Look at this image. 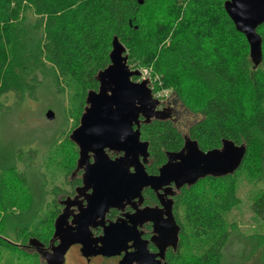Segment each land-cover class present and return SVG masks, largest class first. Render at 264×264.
<instances>
[{
    "label": "trees",
    "instance_id": "trees-1",
    "mask_svg": "<svg viewBox=\"0 0 264 264\" xmlns=\"http://www.w3.org/2000/svg\"><path fill=\"white\" fill-rule=\"evenodd\" d=\"M141 1L142 4L137 0H0V56L5 45H12L11 51L16 54H12L7 67L0 64V115L4 94L12 92L22 100L38 86L36 77L48 70L51 75L45 79L52 87L72 83L80 87L83 105L86 92L98 87L94 77L108 65L110 43L116 36L126 47L128 63H137L139 69L150 68L151 77H159L153 88H171V101L175 99L192 113L189 134L203 152L219 148L223 140L246 145L242 164L232 176L200 180L178 198V203L185 204L184 225L191 235L186 240L183 263L226 264L223 249L230 240L226 218L237 208V203H231L233 180L252 152L251 168L258 180L264 172V72L255 76L253 84L246 80L251 67L249 48L224 12L227 0ZM21 6L31 7L38 16L34 24L42 33L38 41H30L22 30L18 21ZM7 9L11 10L10 17ZM262 25L257 33L262 40L260 64L264 65ZM180 76L201 94L196 103L185 100ZM80 112L81 108L72 129ZM239 131L246 132L242 138L236 135ZM140 140L149 143L148 153L153 160L149 169L153 173L164 162L165 152H175L182 143L171 125L157 121L141 126ZM2 154L0 149V249L3 254L9 252L24 259L29 256L32 263L41 264L36 254L20 252L17 245L9 243L14 232L15 239L25 241L31 235L26 234L29 229L25 227L38 217L34 205L39 204L32 195L35 186L25 176L17 186L7 182L3 171L13 169L15 159L13 152L7 157ZM199 183H212L213 188L205 189ZM253 197L249 209L264 230V188ZM55 215L49 219L51 228ZM14 219L17 223L11 232L9 225ZM22 235L25 236L21 238ZM238 240L235 237L234 242L240 245L235 248L239 250L235 256L230 255L244 264L248 251Z\"/></svg>",
    "mask_w": 264,
    "mask_h": 264
},
{
    "label": "water",
    "instance_id": "water-1",
    "mask_svg": "<svg viewBox=\"0 0 264 264\" xmlns=\"http://www.w3.org/2000/svg\"><path fill=\"white\" fill-rule=\"evenodd\" d=\"M137 2L142 4L141 0ZM223 9L235 30L244 36L251 63L257 67L262 61V40L257 28L264 23V0H227ZM127 62L126 47L114 36L108 65L94 77L98 87L86 92L78 126L68 136L78 149L75 173L83 170L82 187L77 192L91 189L92 194L86 209L70 224L66 208L54 219L52 239L56 238L58 245L50 251L36 240L27 242V247L34 248L28 254H36L41 264H63L70 245L82 242L84 233L88 234L89 226L94 225L90 216H101L108 206L117 207L135 198L140 201L141 191L146 188L157 194L171 184L176 190L189 189L206 178L232 176L242 164L247 149L244 143L223 140L219 148L203 152L195 140L184 137L182 149L166 153V163L158 169V174L149 176L144 168L148 164L149 143L140 140V124L164 121L166 117L162 111H156L161 102L153 96L149 80L134 82L132 79L140 78L141 72L131 70ZM54 116L51 110L45 113L48 121ZM132 124L136 125V131L131 130ZM105 149L124 154L111 161ZM88 153H92V162ZM130 168L134 169L133 174L129 173ZM168 195L170 193L163 190V194H157V199L160 203H171L163 201ZM71 226L76 227L72 230ZM129 235L130 230L120 225L105 228L99 253L111 256L119 252ZM123 262L131 264L132 257L126 255Z\"/></svg>",
    "mask_w": 264,
    "mask_h": 264
},
{
    "label": "rangeland",
    "instance_id": "rangeland-1",
    "mask_svg": "<svg viewBox=\"0 0 264 264\" xmlns=\"http://www.w3.org/2000/svg\"><path fill=\"white\" fill-rule=\"evenodd\" d=\"M20 10L22 13L19 15L18 21L22 25V30L30 41H38L42 37L41 31L34 28L38 16L31 7L21 6ZM6 12L7 17H10L11 10L7 9ZM189 22H193V18L189 19ZM262 27L261 33H264V24ZM11 48L12 45H5V48H2L0 56L2 68L10 64L12 54L16 55L14 50L11 51ZM18 55H20V51H18ZM127 64L131 70L137 69L141 72L140 78L144 77V79L149 80V87L153 90L152 94L155 98L160 100L166 94L171 93V88L160 89V86L153 88V83H158L159 77H151L150 68L139 69L137 63L132 65L127 62ZM263 72V64L253 69L251 63V67H249L246 74V80L249 81L248 83L253 84L252 82L256 81L255 76ZM49 74L51 75L50 70L45 74H39L36 77L38 86L33 92H27L22 100H19L12 92L4 94L1 97L4 109L0 115L1 152L6 157L8 153L13 152L15 159V164H13L15 167H12L13 169L1 170V172H6V180L8 183H13V186H17L20 180L23 182V176H25L29 184L32 185L33 183L35 189L32 195L36 199L37 204H39L34 205V208L37 207L38 214L35 215L38 217L36 219L33 218L35 221L28 222V226L25 228L29 230H27L26 234L38 233L46 238L52 233L49 223L52 215L49 211L52 208H48L47 204L53 203L51 190L56 186L63 185L65 174L73 157L72 145L67 135L73 127L74 119L79 114L78 112L82 106L80 102L83 98V90L73 83L70 85H54L52 87V83L45 79V76ZM180 79L185 100L188 103H196L201 98V94L198 95V92L188 79L182 76H180ZM132 80L134 81V79ZM178 85L180 87V83ZM48 110L54 112L55 116L52 121H48L45 118V113ZM183 118L185 119L182 120V123H185L187 119L191 122L193 121L191 114H183ZM245 133L239 131L236 135L242 138ZM253 154V152L248 154L249 158L246 166L238 177L233 180L234 187L231 190V203H237V208L232 209L231 213L227 214L228 217L226 216L228 221L226 231L230 239L223 249V259L226 264H239L235 258H231V255H234L235 251L239 250V248L235 247L240 246L239 244L237 245L236 241V243L234 242L235 237L240 239L238 241L240 244H244L245 249L248 251L247 261L244 264H264V230L254 219L249 209L256 191L264 188V172L260 180H258L254 170L251 168L250 161ZM5 164H7L6 161ZM199 185L203 188L205 187V189L213 188L212 183H199ZM24 200L27 202L26 199ZM15 223H17L16 219L9 225L10 230ZM46 233H48V236H46ZM16 234V232L12 234L11 238L13 239L9 243L16 241ZM75 255L77 256V254ZM76 256L68 260V264H77ZM242 259L244 260V258ZM0 264L39 263H32L29 256L24 259L21 255L16 256L9 252H4L3 254L0 249Z\"/></svg>",
    "mask_w": 264,
    "mask_h": 264
},
{
    "label": "flooded vegetation",
    "instance_id": "flooded-vegetation-1",
    "mask_svg": "<svg viewBox=\"0 0 264 264\" xmlns=\"http://www.w3.org/2000/svg\"><path fill=\"white\" fill-rule=\"evenodd\" d=\"M170 96V94H166L163 100H160L161 104L156 109V111H162L166 119L164 121H154L171 125L179 133L182 143L175 152H165L164 162L156 168L154 173L149 169L153 163L152 158L149 157L148 164L144 166L149 176L158 174V169L166 163V153H177L182 149L184 137H189L193 140L188 129L192 122L187 119L185 123H182V120L185 119L183 118V114L192 115V113L175 99L171 101ZM84 106L85 103L83 102L80 115ZM142 119L140 117V121ZM192 120H194L193 115ZM143 125L140 124V128ZM77 126L78 123L73 129ZM136 129V125L132 124L131 130L136 131ZM71 145L73 157L65 174L64 183L62 186H56L51 190L53 203L47 204L48 208H52L49 212L56 214L54 219L66 208L69 224L80 214L82 209H86L88 197L92 194L91 189L77 192L82 187L83 170L75 173L78 149L74 144L71 143ZM104 153L111 161L121 158L124 154L122 151L115 152L109 149H105ZM87 156L89 157V161L92 162V153H88ZM133 172L134 169L130 168L129 173L133 174ZM163 190H167L170 193L163 201L166 202L167 200L171 201V203H160L158 201L157 194H163ZM184 190H187V188L182 187L176 190L175 186L171 184L155 194L151 189L146 188L141 191L140 201L138 198H135L128 202L119 203L117 207L108 206L101 216H90L92 217L91 223L94 225L89 226L88 234L84 233L82 242L70 245L64 255L63 264H68V260L76 256L75 254H77V264H126V262H123L126 255L132 257L131 264H184L183 255L186 248V240L190 239L189 237L191 236L187 226L184 225L187 220L185 204L178 203V198L180 199ZM62 202L67 203L63 206ZM111 225L115 226V228L120 225L129 229L130 235L124 243L122 250L116 252L114 255L105 256L99 253L102 247L101 240L104 236V229ZM75 227L71 226L70 228L73 230ZM47 234L46 236H48ZM52 236L53 228L52 233L47 239L35 233L29 235L26 241L19 238L11 242H14L13 244L17 245L16 248L23 253L34 250L32 247L26 246L30 239L40 242L45 249L50 251L51 248L58 245V240L56 238L52 239Z\"/></svg>",
    "mask_w": 264,
    "mask_h": 264
},
{
    "label": "built area",
    "instance_id": "built-area-1",
    "mask_svg": "<svg viewBox=\"0 0 264 264\" xmlns=\"http://www.w3.org/2000/svg\"><path fill=\"white\" fill-rule=\"evenodd\" d=\"M143 79H144V77H143V78H138L137 81L140 82V81L143 80ZM161 99H162V98H161Z\"/></svg>",
    "mask_w": 264,
    "mask_h": 264
},
{
    "label": "clouds",
    "instance_id": "clouds-1",
    "mask_svg": "<svg viewBox=\"0 0 264 264\" xmlns=\"http://www.w3.org/2000/svg\"><path fill=\"white\" fill-rule=\"evenodd\" d=\"M138 79V78H137ZM142 81V80H141ZM157 99V98H156ZM159 100V99H158Z\"/></svg>",
    "mask_w": 264,
    "mask_h": 264
}]
</instances>
